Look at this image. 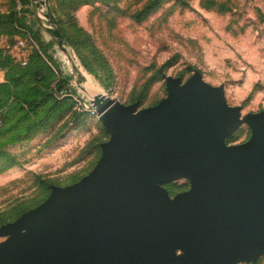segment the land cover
I'll list each match as a JSON object with an SVG mask.
<instances>
[{
  "label": "rangeland",
  "instance_id": "rangeland-1",
  "mask_svg": "<svg viewBox=\"0 0 264 264\" xmlns=\"http://www.w3.org/2000/svg\"><path fill=\"white\" fill-rule=\"evenodd\" d=\"M151 1L0 0V227L94 170L112 136L87 110L96 94L155 106L169 94L168 75L185 83L199 72L240 108V124L224 141L251 139L245 117L264 111V0H163L146 14ZM49 24L62 30L63 45ZM67 76L73 90L58 95ZM156 184L177 213L174 199L193 181L179 173ZM33 227L0 233V255ZM164 229L174 234L164 264H187L186 229ZM232 264H264V245L235 250Z\"/></svg>",
  "mask_w": 264,
  "mask_h": 264
},
{
  "label": "water",
  "instance_id": "water-1",
  "mask_svg": "<svg viewBox=\"0 0 264 264\" xmlns=\"http://www.w3.org/2000/svg\"><path fill=\"white\" fill-rule=\"evenodd\" d=\"M48 30L63 45L61 30ZM167 82L169 94L155 106L93 97V113L112 134L102 157L81 181L55 186L45 202L0 227L34 226L8 244L0 264H164L174 239L165 227L186 229L187 264H232L235 250L264 245V111L245 117L251 139L227 144L240 108L226 104L223 87L199 72ZM179 173L193 185L174 199L180 212L170 213L156 181Z\"/></svg>",
  "mask_w": 264,
  "mask_h": 264
},
{
  "label": "trees",
  "instance_id": "trees-1",
  "mask_svg": "<svg viewBox=\"0 0 264 264\" xmlns=\"http://www.w3.org/2000/svg\"><path fill=\"white\" fill-rule=\"evenodd\" d=\"M163 0H152L151 2H149L147 5H146V8L144 9V13H149L153 8H155L156 7V5H158L160 2H162ZM21 2H22V4H23V6H26L27 4H29V2H30V0H21ZM182 2H184V1H182ZM155 6V7H154ZM50 14V16H51V18H52V20L54 21V18H53V16H52V13H49ZM60 29V28H59ZM61 30V29H60ZM62 31V30H61ZM70 79H71V76H67V78L65 79V83H58V85H57V87L55 88L56 89V91H57V94L58 95H60L59 93H60V91L61 90H65V91H69V90H73V87H71V86H73V83H71L70 82ZM56 94V95H57ZM63 96H66V95H63ZM82 112H84V113H87V111H82ZM2 115V114H1ZM2 120H3V122H4V117H3V115H2ZM3 122H2V124H3Z\"/></svg>",
  "mask_w": 264,
  "mask_h": 264
},
{
  "label": "built area",
  "instance_id": "built-area-1",
  "mask_svg": "<svg viewBox=\"0 0 264 264\" xmlns=\"http://www.w3.org/2000/svg\"><path fill=\"white\" fill-rule=\"evenodd\" d=\"M61 93L65 94L64 90H61ZM87 110L91 111L92 113L95 112V108L93 107V105L91 108H88ZM93 114H96V113H93ZM2 122H3L2 115L0 113V126L2 125Z\"/></svg>",
  "mask_w": 264,
  "mask_h": 264
}]
</instances>
